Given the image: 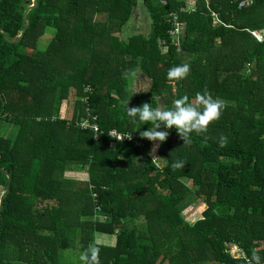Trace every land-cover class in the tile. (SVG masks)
Wrapping results in <instances>:
<instances>
[{"label":"trees","instance_id":"1","mask_svg":"<svg viewBox=\"0 0 264 264\" xmlns=\"http://www.w3.org/2000/svg\"><path fill=\"white\" fill-rule=\"evenodd\" d=\"M31 4L0 0V264H63L62 252L90 248L97 264H249L253 252L264 263V42L254 35L264 0H199L193 11L181 0H37L25 22ZM138 7L150 32L119 39ZM172 15L184 24L178 45ZM185 63L186 78L167 77ZM205 89L225 102L220 118L186 144L169 130L159 166L140 136L152 124L127 104L195 103ZM85 96L97 139L76 127ZM112 129L130 139L112 141ZM73 168L87 179H71ZM191 196L203 203L193 222ZM233 244L244 257L226 252Z\"/></svg>","mask_w":264,"mask_h":264},{"label":"clouds","instance_id":"2","mask_svg":"<svg viewBox=\"0 0 264 264\" xmlns=\"http://www.w3.org/2000/svg\"><path fill=\"white\" fill-rule=\"evenodd\" d=\"M189 64H180L170 67L167 72L169 79L181 81L189 75ZM173 107H164L162 104L151 106L150 103H143L140 106L129 107L127 104V115L132 119L142 122H150L152 127H147L140 132V136L150 142H154L153 151L164 142L169 130L175 129L179 134L183 144L191 142L193 133L199 135L208 131L210 123L218 120L225 108V102L214 97L207 89L197 92L195 103L190 101L188 96H181L174 100ZM221 144L226 141V137L221 136ZM183 161L173 164V167H182ZM82 264H97L98 250L95 248L86 249L80 254ZM255 264H260V257L253 252L251 260Z\"/></svg>","mask_w":264,"mask_h":264},{"label":"rangeland","instance_id":"3","mask_svg":"<svg viewBox=\"0 0 264 264\" xmlns=\"http://www.w3.org/2000/svg\"><path fill=\"white\" fill-rule=\"evenodd\" d=\"M138 8L139 9L134 8L133 15H132L131 19L124 25V27L122 29L123 34L126 35L127 38L129 36L134 35L135 32H136V34L137 33L143 34L145 36H147L148 33L150 32L151 21L149 19L148 14L145 11H143V8H140V7H138ZM138 15H140V25H136V23H135V20H138L137 17L139 18ZM46 32L47 33L43 37H41L39 40V48L40 49H43L47 46L48 42L50 41V37H52V35H53V31L50 29L47 30ZM122 37H123V35H122ZM123 39H125V37H123ZM138 74H139V76H142V74L140 72ZM63 107L64 106H62V109H63ZM8 130H9L8 127H6L4 125L0 128V132H2L3 134H5V133L7 134ZM153 144H154V142H151L150 148H149V154H150V157L155 159L157 164L160 166L161 161H160V158L157 157V150H158L159 146L156 147L155 150L153 151ZM72 170H75V171H69V172H73V173H71V174L68 173V174L71 176L73 175L75 177L74 180L81 182V181H85L87 179V175H86L84 169L73 168ZM189 199H192L193 203L190 206H188L186 210H184L183 217L186 220L188 219L190 222H193L195 219L200 217L199 214L201 213L203 203L199 198H196L195 196H191L188 198V200ZM111 238H110V240H113V238L112 239ZM101 240H103V237L101 238ZM78 256H80V253L78 254V252L76 250L70 249V250L64 251L60 254V260L63 264H82V262L80 261V258H78ZM164 264H166V263H164Z\"/></svg>","mask_w":264,"mask_h":264},{"label":"built area","instance_id":"4","mask_svg":"<svg viewBox=\"0 0 264 264\" xmlns=\"http://www.w3.org/2000/svg\"><path fill=\"white\" fill-rule=\"evenodd\" d=\"M231 1L233 4H235V6L238 9H242L254 5L259 0H231ZM181 11H186V9L182 8ZM171 24H172V28L168 31V34L172 37V42L178 45L179 39L184 31V24L177 21L176 15H172ZM254 35L259 39L260 42H264V30L256 31L254 32ZM85 92L89 93L90 88L89 87L85 88ZM82 101L85 104V108H86L85 115L81 117V119L78 122H76V127H78L83 131L92 132L94 139H97L99 135L103 134V131L100 130L98 126V122H97L98 117L96 114L92 113L89 109L88 96L83 97ZM108 136L112 139V141L116 143L121 142L124 139H128V140L130 139L128 135H124L113 129L108 131ZM135 144L140 148L143 147V144L141 142H136ZM153 160L156 162L155 159ZM226 252L233 258L244 257V252L241 249H239L235 244L228 246Z\"/></svg>","mask_w":264,"mask_h":264},{"label":"crops","instance_id":"5","mask_svg":"<svg viewBox=\"0 0 264 264\" xmlns=\"http://www.w3.org/2000/svg\"><path fill=\"white\" fill-rule=\"evenodd\" d=\"M181 1H183L184 2V8L186 9V11H193L195 8H196V3H198L199 4V0H181ZM204 2H205V4L207 5L208 3H209V0H204ZM213 16H215V14L213 13L212 14ZM139 16V18L137 17V19L138 20H135V23H136V25H140V15H138ZM261 31V30H260ZM254 32H256V31H254ZM135 34H136V32H135ZM114 35L116 36V37H118L119 39H121V40H125L126 41V35H124L123 34V32H115L114 33ZM122 35H123V37H125V39H123V37H122ZM63 109H62V112H64V109H65V102H63ZM70 174L71 173H73V172H69ZM85 174V173H84ZM69 175V174H68ZM87 175V174H86ZM69 177H71L72 179H74L75 177L72 175H69ZM103 237V240H101V238ZM113 238V240H110V238ZM111 238V239H112ZM114 239H115V236H104V235H98V236H96V242L97 243H101V244H113L114 243ZM103 241V242H102Z\"/></svg>","mask_w":264,"mask_h":264},{"label":"water","instance_id":"6","mask_svg":"<svg viewBox=\"0 0 264 264\" xmlns=\"http://www.w3.org/2000/svg\"><path fill=\"white\" fill-rule=\"evenodd\" d=\"M31 1H32V4H31L30 6H28V7H26V9H25V11H24V14H23V19H24L25 22H27V14H28V12L37 6V0H31ZM26 25H27V23H26ZM25 30H26V28H24L22 32L24 33ZM0 32L4 34V31L0 30ZM5 38H6V37H5ZM21 38H22V35H21L18 39H15V40H9V41H11V42H17V41H19ZM6 40H7V38H6ZM6 176H7V178H8L7 190H6V192H7L8 189H9L10 178H9V175H8V174H6ZM1 209H2V207H1Z\"/></svg>","mask_w":264,"mask_h":264}]
</instances>
